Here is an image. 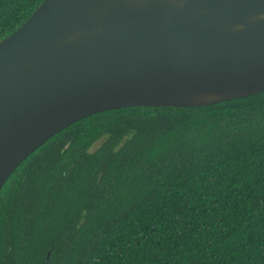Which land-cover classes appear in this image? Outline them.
Instances as JSON below:
<instances>
[{"label":"trees","instance_id":"16d2710c","mask_svg":"<svg viewBox=\"0 0 264 264\" xmlns=\"http://www.w3.org/2000/svg\"><path fill=\"white\" fill-rule=\"evenodd\" d=\"M41 2L0 0V39ZM0 264H264V91L52 135L0 188Z\"/></svg>","mask_w":264,"mask_h":264},{"label":"water","instance_id":"95a60500","mask_svg":"<svg viewBox=\"0 0 264 264\" xmlns=\"http://www.w3.org/2000/svg\"><path fill=\"white\" fill-rule=\"evenodd\" d=\"M263 91L264 0H42L0 39V188L87 115Z\"/></svg>","mask_w":264,"mask_h":264},{"label":"rangeland","instance_id":"374dc122","mask_svg":"<svg viewBox=\"0 0 264 264\" xmlns=\"http://www.w3.org/2000/svg\"><path fill=\"white\" fill-rule=\"evenodd\" d=\"M97 146V143L94 145V147H96Z\"/></svg>","mask_w":264,"mask_h":264}]
</instances>
